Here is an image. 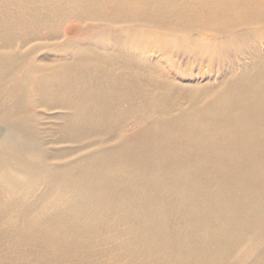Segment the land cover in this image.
Returning a JSON list of instances; mask_svg holds the SVG:
<instances>
[{
    "label": "bare ground",
    "instance_id": "1",
    "mask_svg": "<svg viewBox=\"0 0 264 264\" xmlns=\"http://www.w3.org/2000/svg\"><path fill=\"white\" fill-rule=\"evenodd\" d=\"M0 264H264V0H0Z\"/></svg>",
    "mask_w": 264,
    "mask_h": 264
}]
</instances>
